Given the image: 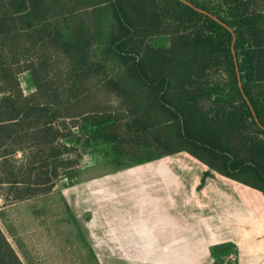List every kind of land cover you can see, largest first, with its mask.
<instances>
[{"label": "trees", "instance_id": "trees-1", "mask_svg": "<svg viewBox=\"0 0 264 264\" xmlns=\"http://www.w3.org/2000/svg\"><path fill=\"white\" fill-rule=\"evenodd\" d=\"M190 1L233 31L182 0H0V195L51 192L80 165L75 128L117 154L185 150L264 192V0ZM7 263L24 264L0 228Z\"/></svg>", "mask_w": 264, "mask_h": 264}, {"label": "crops", "instance_id": "crops-1", "mask_svg": "<svg viewBox=\"0 0 264 264\" xmlns=\"http://www.w3.org/2000/svg\"><path fill=\"white\" fill-rule=\"evenodd\" d=\"M175 153L125 171H90L46 194L64 196L54 201L63 216L90 215L93 234L126 237L132 229L131 239L111 240L132 243V259L180 261L220 246L235 264H264V192L185 150Z\"/></svg>", "mask_w": 264, "mask_h": 264}, {"label": "rangeland", "instance_id": "rangeland-1", "mask_svg": "<svg viewBox=\"0 0 264 264\" xmlns=\"http://www.w3.org/2000/svg\"><path fill=\"white\" fill-rule=\"evenodd\" d=\"M97 1V0H96ZM105 7V6H104ZM108 9L102 10V23L106 22ZM156 46H169L170 35L163 34L153 40ZM21 82L26 94L35 91L30 71L21 73ZM72 142L80 149V165L71 168L58 179L54 189L65 186L88 177L90 171L128 170L132 165L148 162L146 153L135 151L127 154H117L112 149V143L103 138L85 142L88 130L74 129ZM186 153H175L172 156H185ZM21 157V154H19ZM97 163L88 168L89 165ZM5 193V192H4ZM63 199L61 194H44L33 198L10 202L5 194L0 195V228L21 258L24 264H235L228 257L225 247H214L212 256L207 248L202 246L196 258L185 260L165 259H132V243L116 244L111 240L131 239L132 229L125 230L126 237L113 235L111 230L105 237L93 234V228L86 224L90 215L85 218L75 217L68 211L61 215L56 208L55 200ZM91 232V233H90ZM118 236V237H117ZM103 241V242H102ZM142 248L144 245H136ZM139 251V250H138ZM114 257V258H106ZM10 264V263H7Z\"/></svg>", "mask_w": 264, "mask_h": 264}, {"label": "water", "instance_id": "water-1", "mask_svg": "<svg viewBox=\"0 0 264 264\" xmlns=\"http://www.w3.org/2000/svg\"><path fill=\"white\" fill-rule=\"evenodd\" d=\"M182 1H184L185 3H188V4L192 5V6H194V7H195L196 9H198L199 11H202V12H204V13H207V14L211 15V16L214 17L216 20H218L219 22H221L222 24H224V25H225L227 28H229L231 31H233V28H232L228 23L224 22V21L221 20L218 16L212 14V13L209 12L208 10H205V9H202V8H200V7L195 6L190 0H182ZM234 38H235V36H234ZM239 83H240V85H242V78H241L240 75H239ZM243 93H244V91H243ZM244 96H245L247 102L249 103V105L251 106V108H252V110H253V112H254V114H255V110H254V108H253V106H252V103H251L250 99L248 98V96H247L245 93H244ZM255 117H256L257 122H258L262 127H264V125H262L261 122L259 121V119H258V117L256 116V114H255Z\"/></svg>", "mask_w": 264, "mask_h": 264}]
</instances>
